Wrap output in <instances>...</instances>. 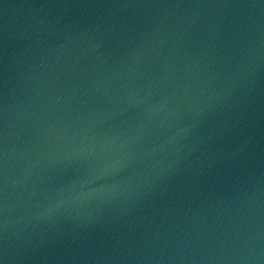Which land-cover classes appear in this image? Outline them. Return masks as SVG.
<instances>
[{"label":"water","instance_id":"95a60500","mask_svg":"<svg viewBox=\"0 0 264 264\" xmlns=\"http://www.w3.org/2000/svg\"><path fill=\"white\" fill-rule=\"evenodd\" d=\"M0 264H264V0H0Z\"/></svg>","mask_w":264,"mask_h":264}]
</instances>
